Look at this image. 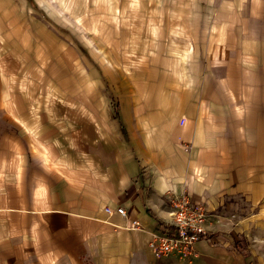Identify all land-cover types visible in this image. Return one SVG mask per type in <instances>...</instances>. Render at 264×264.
<instances>
[{
  "label": "crops",
  "instance_id": "obj_1",
  "mask_svg": "<svg viewBox=\"0 0 264 264\" xmlns=\"http://www.w3.org/2000/svg\"><path fill=\"white\" fill-rule=\"evenodd\" d=\"M162 16L164 76L72 51L94 23L142 48ZM12 34L32 56L0 66V264L164 263L149 241L184 190L214 236L193 264H264V0H0Z\"/></svg>",
  "mask_w": 264,
  "mask_h": 264
},
{
  "label": "rangeland",
  "instance_id": "obj_2",
  "mask_svg": "<svg viewBox=\"0 0 264 264\" xmlns=\"http://www.w3.org/2000/svg\"><path fill=\"white\" fill-rule=\"evenodd\" d=\"M97 19H100V18H96V17L94 18V20H97ZM178 19L180 18H167L165 16L153 17V18H142V23H141L142 25V32H141L142 45L141 46L143 47L138 48V49L137 48L133 49V48L116 47L117 45L116 41H117L119 34L117 32L109 33V34H107V32L102 33L100 31L101 24L94 23V28L95 29L98 28L99 32L95 31L94 33H85V32L80 33V34L77 33L78 39L82 41L83 43L85 42V44L88 43L89 48H76L72 51H75V56L80 61H85L87 59L93 62L94 69L101 70L103 67V63H107L106 67H109L110 72H113V73L120 72V70H125L126 72L141 73L147 76H154V77H157L159 75L164 76L166 73V70H165L166 55L168 51L166 48H167L168 42L171 41V37H172V32L169 31V29L171 28H168L167 23L171 20L177 21ZM50 20L52 19L47 18V21L52 26L53 22ZM169 25L171 24L169 23ZM10 36H14V37L11 38V40H9ZM10 36H7L6 38L9 40L8 46H11V47L6 48V49H4L5 47H3V49H0V58L3 60V64L0 66L7 67V68H13L14 66H16L15 64L11 62L12 58H17L23 61L22 58L26 60L27 58H29V56H32L31 50L19 47L20 46L19 42L22 41L23 39L22 37H20V35L12 34ZM4 44H5V41H4ZM103 44L106 45V48ZM108 44H110L109 48H107ZM13 46H15V48H13ZM147 46H150V47H147ZM49 51L51 52V50H48V53ZM63 51L66 53L69 50H62V52ZM51 55H53V50H52ZM2 85L4 86L3 81H2ZM109 89H112V88L110 87ZM113 106L116 110L117 109L116 101H114ZM185 150L187 152H191L192 148L189 145L185 147ZM184 191H187V190H184ZM183 192L176 193V194L172 193L170 196V202L174 196L179 195ZM193 200L196 201L194 198ZM200 204H203V203H200ZM207 212L209 216L210 214H209L208 208H207ZM208 216L206 220H204L203 222L204 223L203 228L206 232V236H207L206 239L210 240L214 236L210 234L209 231H207V229L205 228V223L208 219ZM173 223L174 221H172V223L170 224V227L174 226ZM140 228H141V224L139 225V227L135 229H140ZM164 228H168V227L165 226ZM153 234L151 235V239H152ZM203 240L205 239H202L197 242L196 247H195L196 252L194 256H190V257L157 256L154 254L153 250L150 247L151 240L149 241V248L151 249L155 257L159 261L164 260V263H160V264H193V261L197 257V254H198L197 245Z\"/></svg>",
  "mask_w": 264,
  "mask_h": 264
},
{
  "label": "built area",
  "instance_id": "obj_3",
  "mask_svg": "<svg viewBox=\"0 0 264 264\" xmlns=\"http://www.w3.org/2000/svg\"><path fill=\"white\" fill-rule=\"evenodd\" d=\"M171 204L174 226L155 232L150 247L157 256H194L197 242L207 237L203 228V222L208 216L207 208L194 201L188 191L174 196ZM106 212L113 214L115 210L106 208ZM116 212L126 215L124 208H118ZM139 225L135 222L133 227L137 228Z\"/></svg>",
  "mask_w": 264,
  "mask_h": 264
}]
</instances>
